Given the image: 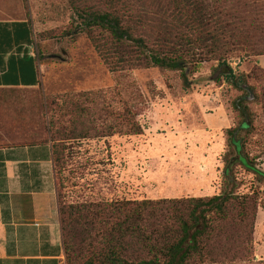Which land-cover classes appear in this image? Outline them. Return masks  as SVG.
Segmentation results:
<instances>
[{
	"label": "rangeland",
	"instance_id": "obj_1",
	"mask_svg": "<svg viewBox=\"0 0 264 264\" xmlns=\"http://www.w3.org/2000/svg\"><path fill=\"white\" fill-rule=\"evenodd\" d=\"M18 21L25 23L29 41L32 37L34 56L31 62L20 60L39 84L0 89V145H56L57 199L65 205H88L228 192L221 157L226 129L240 121L231 107L239 93L214 83L215 62L187 75L190 86L184 89L177 71L111 70L80 32L67 0H0V22ZM24 40L11 38V48ZM229 64L235 72H250L258 65L263 72L257 75L264 78V56ZM7 73L16 76L13 70ZM250 107L257 132L249 138L248 151L264 171L262 110ZM132 125L139 126V135L130 134ZM237 177L238 194L251 189L261 193L248 253L239 258L245 246L240 239L241 245L229 243L214 253L215 262L203 264H264V185L239 168Z\"/></svg>",
	"mask_w": 264,
	"mask_h": 264
},
{
	"label": "trees",
	"instance_id": "obj_2",
	"mask_svg": "<svg viewBox=\"0 0 264 264\" xmlns=\"http://www.w3.org/2000/svg\"><path fill=\"white\" fill-rule=\"evenodd\" d=\"M67 1L80 32L115 72L135 68L177 71L183 88L188 89L187 75L215 62L214 83L239 93L231 107L240 121L225 131L221 158L228 192L210 198L88 205H65L59 198L65 264H203L215 262L214 253L224 251L229 243L241 245L243 241L239 258H244L261 193L251 189L238 194L237 169L264 185V171L248 151L249 138L257 132L250 105L260 106L264 122V78L257 75L263 72L258 65L250 72H235L229 63L264 56V0ZM129 132L139 135L141 129L132 125ZM56 155L53 145L55 167ZM237 258L232 256V260Z\"/></svg>",
	"mask_w": 264,
	"mask_h": 264
},
{
	"label": "crops",
	"instance_id": "obj_3",
	"mask_svg": "<svg viewBox=\"0 0 264 264\" xmlns=\"http://www.w3.org/2000/svg\"><path fill=\"white\" fill-rule=\"evenodd\" d=\"M26 34L24 23L0 22V89L39 84L20 60L34 58ZM11 38L25 42L11 48ZM56 189L51 141L0 145V264H65Z\"/></svg>",
	"mask_w": 264,
	"mask_h": 264
}]
</instances>
